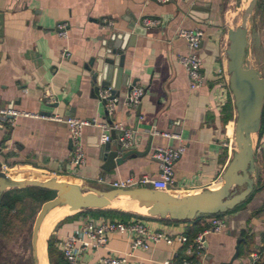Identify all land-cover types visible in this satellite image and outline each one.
I'll list each match as a JSON object with an SVG mask.
<instances>
[{"label": "crops", "instance_id": "obj_1", "mask_svg": "<svg viewBox=\"0 0 264 264\" xmlns=\"http://www.w3.org/2000/svg\"><path fill=\"white\" fill-rule=\"evenodd\" d=\"M259 3L257 0L255 7L261 11L263 16L259 14V18L263 20L264 5ZM228 7L227 0H170L164 5L153 0H0V109L17 113L16 117L0 119V172L9 175L10 170L27 168L86 189L108 191L110 186L98 183V179L108 183L128 177L156 179L159 163L151 152L158 147L182 146L184 153L173 166V185L167 193L183 197L221 187L222 174L234 153L227 142V129L235 120L226 56ZM143 17L161 18L162 24L122 42V72L129 85L144 89V95L137 107L120 102L107 120L83 67L99 50L101 38H109L112 33L130 34L128 27H138ZM58 26L65 27V36L59 34ZM195 28L203 32L198 53L204 83L190 90L186 71L178 62V57L187 53V47L177 33ZM248 38L249 33L247 46ZM65 52L69 54L67 58L63 57ZM248 54L255 57L246 47V58ZM252 67L260 76L258 68ZM109 79L115 83L116 73ZM127 92L128 88L122 86L120 97ZM45 95H51L53 103H46ZM229 102L232 118L223 124L224 109ZM54 115L90 122L83 129L80 167L71 163L73 150L66 124L42 117ZM99 124L109 125L111 142L119 135L112 128L132 130L135 151L147 154L129 159L113 170H103L98 150L102 133ZM166 133L170 137L162 136ZM254 136L252 195L248 202L222 214L224 229L205 235L202 256L194 258L195 264H249L252 253L264 251V155L256 150L264 141V127L260 135ZM8 190H0V196ZM113 201L148 203L142 196L116 197ZM109 209L131 214L127 221L142 220L153 229L184 235L189 241L206 231L213 218L200 215L193 220L173 221L134 209L110 205ZM93 210L62 218L53 228L54 242L71 236L89 217L103 219L93 216ZM129 243L127 236L112 234L105 247H90L82 252L79 264L126 254ZM237 246L238 257L231 262ZM184 258L182 245L160 243L147 252H136L130 261L179 264ZM61 259L67 264L62 256ZM258 264H264L262 253Z\"/></svg>", "mask_w": 264, "mask_h": 264}, {"label": "water", "instance_id": "obj_2", "mask_svg": "<svg viewBox=\"0 0 264 264\" xmlns=\"http://www.w3.org/2000/svg\"><path fill=\"white\" fill-rule=\"evenodd\" d=\"M257 0H251L243 12L241 25L227 32L228 48L227 72L229 74V89L233 97L235 108V142L237 151L232 155L224 173L223 184L215 190L206 189L196 194L183 197L174 196L167 192H159L147 188L131 190L97 191L92 188H83L78 185L59 182L55 178L39 180L14 181L4 172H0V190L9 188L36 187L53 191L55 197L43 203L35 220L32 236L31 251L33 264H39L37 255V233L46 212L67 198H74L71 210L80 212L88 209H107L110 203L120 196L145 197L151 203L147 214L152 217L169 218L173 221L193 220L200 215L223 214L233 209L253 191V180L250 177L254 169V150L251 134H257L261 125V115L264 102V78L260 77L253 68H247L244 58L247 47V21L252 14ZM125 34L112 33L109 38H101L100 47L94 57L84 65L85 75L91 80L92 94L96 95L100 88L112 87L115 96H121L120 88L125 86L128 91L134 85H129L123 75L124 49L122 42L127 38L143 35L146 28L130 25ZM2 34V16H0V36ZM116 73L115 83L109 77ZM124 96V95H123ZM57 105H52L55 107ZM112 141V140H111ZM99 144V159L103 161L102 167L110 171L124 164L127 160L147 154L135 151V146L123 148L118 138L114 142ZM242 188V189H241ZM241 189V190H240ZM240 241H237V245ZM238 246L231 262L237 259Z\"/></svg>", "mask_w": 264, "mask_h": 264}, {"label": "built area", "instance_id": "obj_3", "mask_svg": "<svg viewBox=\"0 0 264 264\" xmlns=\"http://www.w3.org/2000/svg\"><path fill=\"white\" fill-rule=\"evenodd\" d=\"M157 4L164 5L170 0H153ZM140 26L150 29L158 27L162 24L161 18L157 17H143L138 23ZM59 34L66 35L65 27L58 26ZM177 36L184 40L187 53L178 57V62L183 66L189 80V89L196 90L204 83V78L200 72L201 58L199 56V49L202 44L203 32L198 29H181ZM69 54L66 52L63 57L67 58ZM144 95V89L139 86H132L131 89L123 96H115L112 87L100 88L96 99L102 103L104 115L107 120L113 114L120 102L124 105L137 107ZM45 102L53 103L51 95H45ZM16 112L7 109H0V119L5 120L10 117H16ZM46 119L54 120L56 122L66 124L69 132V139L72 146L71 163L80 167L83 165V129L90 125L89 121L77 119L74 117L42 116ZM98 127L102 130L100 134L99 143L106 144L111 141L108 133L109 125L99 124ZM119 131L118 141L123 148H131L135 146V134L130 129L123 127H114ZM163 137H170L169 134H162ZM256 150L262 152L264 155V141L257 145ZM184 153V147L177 148H162L158 147L151 152V157L159 163V176L156 179L147 176L142 177H128L123 180L114 181L111 183L103 179H98V183L107 184L111 190H131L138 188H147L159 192H168L169 187L173 185V166L180 159ZM225 227V223L220 217H213L210 220L209 227L206 231L199 234L194 240L189 241L184 235H171L164 230H156L151 228L142 220H129L122 222L119 220H106L87 218L82 225L71 235L61 238L55 247L60 252L63 260L67 264H79L82 252L88 248H103L108 244L109 236L112 234L125 235L129 239V252L123 255H108L98 258L93 264H131L130 258L136 252H147L153 246L163 243L167 246L179 244L184 247L185 258L179 264H191L188 260L190 256H202L204 250V237L208 233H219ZM261 253H252L249 256V264H258ZM135 264H142L136 262Z\"/></svg>", "mask_w": 264, "mask_h": 264}, {"label": "rangeland", "instance_id": "obj_4", "mask_svg": "<svg viewBox=\"0 0 264 264\" xmlns=\"http://www.w3.org/2000/svg\"><path fill=\"white\" fill-rule=\"evenodd\" d=\"M249 1L248 0H227L229 4L228 9V20L230 29H235L241 25L242 15L246 9ZM261 11L255 7L252 14L249 16L247 21V29L249 33L248 49L255 53V57H251L248 54L247 58L244 59V64L247 68H253L256 66L259 70L260 76L264 75V19L259 18ZM261 16H263L261 14ZM251 53V52H250ZM255 59V60H254ZM257 61V62H256ZM263 78V77H262ZM234 123V118L229 129H227L228 146L232 150L233 142L229 137V130ZM226 130V129H225ZM255 137V136H253ZM237 151L232 150V153ZM18 173L22 174L18 175ZM10 179L14 181L23 180H49L55 178L61 180L59 177H53L46 173H41L36 170L27 168L13 169L9 171ZM1 179V178H0ZM72 183V182H71ZM9 189V188H6ZM143 198V197H142ZM43 204L34 201L32 199L25 198L20 203L16 210L12 213L15 220L13 226L10 228L0 227V264H33L32 262V251H31V236L32 229ZM109 209V208H107ZM52 210V209H50ZM50 210H48L50 212ZM76 213V212H73ZM73 215V214H72ZM63 220V219H62ZM61 221V220H60ZM52 231L49 235L48 240L52 238ZM55 245V242H54ZM47 246V243H46ZM47 250V249H46ZM48 256V255H47Z\"/></svg>", "mask_w": 264, "mask_h": 264}, {"label": "trees", "instance_id": "obj_5", "mask_svg": "<svg viewBox=\"0 0 264 264\" xmlns=\"http://www.w3.org/2000/svg\"><path fill=\"white\" fill-rule=\"evenodd\" d=\"M259 5H264V0H260ZM232 118V105L231 103H227L224 109V121L223 124H226ZM264 127V106L262 109L261 115V125L258 131V135L262 133ZM252 194H250L244 202H248ZM55 197V193L50 190L36 188V187H25V188H14L10 189L0 196V227L4 226L10 228L13 226V221L15 220L12 216V213L16 210L17 206L22 203L25 198L32 199L41 204L53 199ZM93 216L102 217L106 220H119L122 222H126L131 214L114 210V209H96L93 210ZM213 217H222V214L209 215ZM47 257L49 264H64L61 256L55 248L54 240L50 239L47 242ZM195 256H190L188 260L191 264H195L194 262Z\"/></svg>", "mask_w": 264, "mask_h": 264}, {"label": "bare ground", "instance_id": "obj_6", "mask_svg": "<svg viewBox=\"0 0 264 264\" xmlns=\"http://www.w3.org/2000/svg\"><path fill=\"white\" fill-rule=\"evenodd\" d=\"M249 2L251 0H248ZM249 4V3H248ZM248 6V5H247ZM241 23V22H240ZM235 124L232 125V127L229 130V137L233 142L232 150L237 149V143L235 142ZM255 134H251L249 136V141H252V138ZM238 150V149H237ZM18 175H21L18 173ZM9 178H12L10 175H7ZM52 179V178H51ZM41 181H46V180H41ZM59 182H66L69 184H73L70 181H65V180H57ZM223 182V181H222ZM77 185V184H73ZM80 186V185H78ZM120 197H125V198H130L129 196H120ZM74 201V198H67L63 200V202L55 205L52 207L49 211L46 212L45 216L43 217V220L41 222V225L39 227L38 233H37V255L39 258V264H48V258H47V239L51 233V230L55 227V225L62 219L65 218L69 215L74 214L73 210H71V203ZM148 202V201H147ZM151 203L148 202L145 205H139L137 203L133 202H128V201H112L110 203L111 208H119L123 210H131L134 209L135 211H138L144 215H148L147 211L150 208ZM132 207V208H131Z\"/></svg>", "mask_w": 264, "mask_h": 264}]
</instances>
